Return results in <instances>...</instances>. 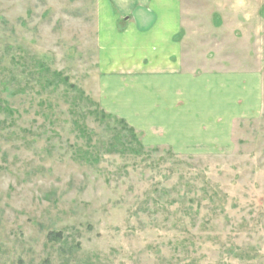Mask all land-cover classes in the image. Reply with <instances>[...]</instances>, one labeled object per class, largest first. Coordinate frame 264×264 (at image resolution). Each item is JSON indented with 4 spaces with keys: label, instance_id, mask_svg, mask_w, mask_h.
I'll return each mask as SVG.
<instances>
[{
    "label": "rangeland",
    "instance_id": "rangeland-1",
    "mask_svg": "<svg viewBox=\"0 0 264 264\" xmlns=\"http://www.w3.org/2000/svg\"><path fill=\"white\" fill-rule=\"evenodd\" d=\"M181 12L188 71L259 85L224 144L154 145L102 106L99 0H0V264H264V0Z\"/></svg>",
    "mask_w": 264,
    "mask_h": 264
},
{
    "label": "crops",
    "instance_id": "crops-1",
    "mask_svg": "<svg viewBox=\"0 0 264 264\" xmlns=\"http://www.w3.org/2000/svg\"><path fill=\"white\" fill-rule=\"evenodd\" d=\"M182 3L99 0L107 60L97 99L146 141L189 150L224 144L229 125L257 110L259 85L239 74L196 76L186 69L178 42Z\"/></svg>",
    "mask_w": 264,
    "mask_h": 264
},
{
    "label": "trees",
    "instance_id": "trees-1",
    "mask_svg": "<svg viewBox=\"0 0 264 264\" xmlns=\"http://www.w3.org/2000/svg\"><path fill=\"white\" fill-rule=\"evenodd\" d=\"M123 123H125V121H123ZM126 124V123H125ZM127 125V124H126ZM131 130H133L132 128H131Z\"/></svg>",
    "mask_w": 264,
    "mask_h": 264
}]
</instances>
